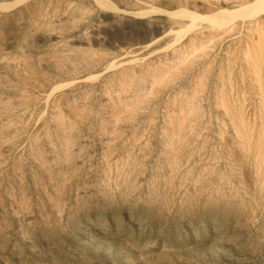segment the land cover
Wrapping results in <instances>:
<instances>
[{
	"label": "rangeland",
	"instance_id": "rangeland-1",
	"mask_svg": "<svg viewBox=\"0 0 264 264\" xmlns=\"http://www.w3.org/2000/svg\"><path fill=\"white\" fill-rule=\"evenodd\" d=\"M251 2L0 0V264H264Z\"/></svg>",
	"mask_w": 264,
	"mask_h": 264
},
{
	"label": "bare ground",
	"instance_id": "bare-ground-1",
	"mask_svg": "<svg viewBox=\"0 0 264 264\" xmlns=\"http://www.w3.org/2000/svg\"><path fill=\"white\" fill-rule=\"evenodd\" d=\"M262 13H264V0H254V1L252 0L251 3L247 4V6L244 7V5H243L241 7V9L239 8L238 17L228 18L227 17L228 13L224 11V14L222 12V14H220L221 16L218 15L216 18L217 19L221 18V21H222V19H224V20H227V22L231 23L232 21H234L237 18H240V19L253 18V17H255L259 14H262ZM226 25H227V23H226Z\"/></svg>",
	"mask_w": 264,
	"mask_h": 264
}]
</instances>
